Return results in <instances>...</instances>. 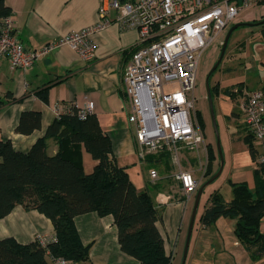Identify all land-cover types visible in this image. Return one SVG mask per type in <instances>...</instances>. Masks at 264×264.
<instances>
[{
    "label": "crops",
    "instance_id": "1",
    "mask_svg": "<svg viewBox=\"0 0 264 264\" xmlns=\"http://www.w3.org/2000/svg\"><path fill=\"white\" fill-rule=\"evenodd\" d=\"M3 1L11 9L10 16L20 42L30 50H40L70 32L95 25L101 2ZM109 16L113 19L115 13L112 11ZM255 18L256 14L251 20ZM244 37L242 42H236L228 56L229 62L223 65L221 74L209 88L216 98L221 117L220 155L214 145L205 142V130L198 121L199 112L195 111L196 122L204 135V143L198 149L189 150L179 145L174 150L140 158L135 126L129 122L131 106L124 96L122 82L123 70L138 34L134 30H123L114 21L93 35L96 50L91 62L82 60L68 46L42 55L26 70L13 68L6 59L0 61V101L3 102L0 105V140L10 141L16 151L27 153L45 136L48 126L60 114L82 109L88 102H93L92 116L109 137L116 162L125 169L136 190L147 192L160 211L156 226L163 238L165 254L171 257L170 264L182 263L197 191L220 170L222 159L220 175L201 194L185 264H264V257L252 260L238 241L236 220L219 218L209 228L202 227L199 222L213 192H218L229 203L233 199L231 185L244 183L254 190L255 172L260 170L261 164L264 167L261 162L264 142L247 133L243 119V107L249 94L255 90L264 92V26ZM46 87V99L43 100L40 94ZM230 88L233 97L224 94V90ZM31 111L40 113V128L26 135L17 133L21 114ZM207 145L212 147L215 155L210 178L204 177ZM46 146L49 155L58 152L56 141L48 139ZM80 153L84 173L90 174L96 161L82 147ZM151 172H155L157 178L152 179ZM179 172L190 173L198 183V189L189 197L175 178ZM74 225L82 244L89 246L86 264H141L120 249L112 215L86 213L75 217ZM260 230L264 232V216ZM54 235V226L47 217L34 210L27 211L21 205H16L10 214L0 219V240L12 238L27 245L38 238L52 239Z\"/></svg>",
    "mask_w": 264,
    "mask_h": 264
},
{
    "label": "trees",
    "instance_id": "2",
    "mask_svg": "<svg viewBox=\"0 0 264 264\" xmlns=\"http://www.w3.org/2000/svg\"><path fill=\"white\" fill-rule=\"evenodd\" d=\"M10 13L11 9L0 0V20ZM48 87L40 94L43 100ZM224 94L234 95L232 88L224 90ZM76 111L60 114L27 153L16 151L10 141L0 140V219L21 205L27 211L34 210L47 217L55 233L52 239H46L44 246L38 239L27 245L12 238L0 240V264H49L47 253L86 264L89 246L80 241L74 218L90 212L112 215L118 229V243L125 254L141 264H170L171 257L165 254L163 238L156 226L160 211L147 192L136 190L125 169L118 165L111 141L96 117L81 120ZM197 118L202 127L200 114ZM38 128L40 113L23 112L16 132L26 135ZM48 139L58 144L55 155L47 152ZM81 147L96 161L90 174L84 173ZM206 148L204 177L210 178L215 155L210 145ZM263 169L261 164L255 172L254 190L244 183L232 184L233 199L229 203L213 192L199 219L204 228L211 227L219 218L236 220L235 235L252 260L264 257V232L260 230L264 216Z\"/></svg>",
    "mask_w": 264,
    "mask_h": 264
},
{
    "label": "built area",
    "instance_id": "3",
    "mask_svg": "<svg viewBox=\"0 0 264 264\" xmlns=\"http://www.w3.org/2000/svg\"><path fill=\"white\" fill-rule=\"evenodd\" d=\"M264 0H101L98 22L68 33L40 50L27 49L19 40L12 17L0 20V61L16 69L31 68L42 55L61 46L82 60L95 59L93 35L113 21L123 30H134L138 40L123 70V93L131 106L129 122L135 126L140 158L179 145L198 149L204 135L195 117L194 90L202 52L216 41L239 15ZM115 13L112 19L110 12ZM93 102L76 111L79 119L92 116ZM244 125L255 140L264 142V92H251L243 107ZM264 163V156L261 158ZM152 179L157 178L151 172ZM189 197L198 183L188 172L176 175ZM44 246L45 238H38ZM49 264H78L47 253Z\"/></svg>",
    "mask_w": 264,
    "mask_h": 264
},
{
    "label": "rangeland",
    "instance_id": "4",
    "mask_svg": "<svg viewBox=\"0 0 264 264\" xmlns=\"http://www.w3.org/2000/svg\"><path fill=\"white\" fill-rule=\"evenodd\" d=\"M256 14L257 18L252 19V16ZM264 18V4H255L252 7H250L248 10L242 12L239 17L237 18V21L234 24L238 23H255L259 19ZM232 24V25H234ZM230 25L225 32L211 45H209L203 52L199 60L198 70H197V78H196V85L194 90V97H195V109L197 112H199L201 121H202V127H204L205 135H206V141H209L212 145H214L217 149V138H216V132L214 128V123L217 128L218 136H219V142H221V117L218 113L217 108V102L216 98L212 93L211 94V104L208 99V92H207V83L206 80L209 76V73L211 72L212 68L218 61L220 57V52L222 49V43L224 42L225 36L229 30V28L232 26ZM259 30V26H252V27H240L236 29L228 42L227 48L224 53V57L218 66V68L210 75L208 80V86L211 88L212 83L214 80L221 74L220 71L223 68V65L227 64L229 62L228 56L235 46L236 42H242L244 40V36L246 33L249 32H257ZM215 120V122H214Z\"/></svg>",
    "mask_w": 264,
    "mask_h": 264
},
{
    "label": "water",
    "instance_id": "5",
    "mask_svg": "<svg viewBox=\"0 0 264 264\" xmlns=\"http://www.w3.org/2000/svg\"><path fill=\"white\" fill-rule=\"evenodd\" d=\"M262 25H264V20H262V21H260L258 23H255V24H252V23H238V24L232 25L229 28V30H228V32H227V34L225 36L224 42L222 43V49H221V52H220V57H219L218 61L216 62V64L214 65V67L212 68L211 72L209 73V76L220 65V63H221V61H222V59L224 57V53H225V50L227 48L229 39H230L232 33L236 29H238L240 27H252V26H262ZM209 76H208V78L206 80V83H207V89H208V99H209V102H210V106L212 107L210 89H209V86H208ZM214 122H215V120H214ZM214 128H215L216 138H217V149H218V152H219V155H220L221 152H220V145H219V136H218V132H217V128H216L215 123H214ZM221 170H222V159H221V168H220V170L212 178H210L206 183H204L202 186H200L198 191H197L196 198H195V203H194V207H193V211H192L190 222H189V227H188V232H187V236H186L185 246H184V250H183V258H182V263L181 264H185V260H186V256H187V252H188V246H189V242H190V237H191V234H192L193 225H194V221H195V217H196V211H197V207H198V203H199L201 194H202L204 188L208 184L213 182L220 175Z\"/></svg>",
    "mask_w": 264,
    "mask_h": 264
}]
</instances>
